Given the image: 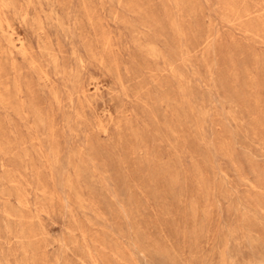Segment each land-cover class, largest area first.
<instances>
[{"label":"rangeland","instance_id":"obj_1","mask_svg":"<svg viewBox=\"0 0 264 264\" xmlns=\"http://www.w3.org/2000/svg\"><path fill=\"white\" fill-rule=\"evenodd\" d=\"M0 264H264V0H0Z\"/></svg>","mask_w":264,"mask_h":264}]
</instances>
